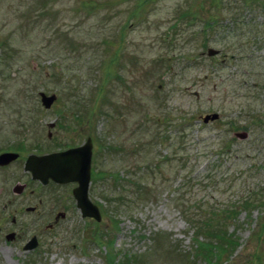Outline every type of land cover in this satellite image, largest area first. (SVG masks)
I'll list each match as a JSON object with an SVG mask.
<instances>
[{"label":"rangeland","instance_id":"obj_1","mask_svg":"<svg viewBox=\"0 0 264 264\" xmlns=\"http://www.w3.org/2000/svg\"><path fill=\"white\" fill-rule=\"evenodd\" d=\"M86 135L99 220L8 204L0 264H264V0H0V142Z\"/></svg>","mask_w":264,"mask_h":264},{"label":"flooded vegetation","instance_id":"obj_2","mask_svg":"<svg viewBox=\"0 0 264 264\" xmlns=\"http://www.w3.org/2000/svg\"><path fill=\"white\" fill-rule=\"evenodd\" d=\"M53 101L50 103L49 107L52 105ZM53 123V121H49L47 124L48 127H53ZM46 136L47 138L51 137V131L49 128L46 131ZM87 137H89L91 142L89 182L87 186L88 195V189L90 187L92 176H94L92 167L94 144L90 135H86L83 141H85ZM14 140L16 139H10L9 141L5 139L3 142H0V153L14 152L16 154L10 159L0 161V178H4L5 180L12 179V182L9 184L3 186L0 185V192L4 190L7 193L10 192L15 195L12 198H6L5 202L0 204V208L1 210H4L8 204L12 205L10 210V212H12L10 214L11 223L15 222L14 212L19 210H24L31 214L33 219L30 222L27 221V223L34 227L39 225L41 223L39 221L45 217V220L41 225H43L45 229L51 230L59 225V223L66 217V210L68 208H76L78 210L72 194V188L77 184V182L75 180L56 181L50 177H34L28 169L24 168L25 160L30 154L40 155L51 151L66 149L68 147H75L80 145L83 141L56 146L40 147L36 139H31L28 145L20 143L18 139L16 142ZM23 196L28 202L24 203L22 209H20L18 205L19 202L16 200V197L19 198ZM24 224L26 225V222H24ZM9 232L12 233L9 239L19 236V234L13 232L12 230ZM32 236L35 237L37 244V238L33 233L24 241V243Z\"/></svg>","mask_w":264,"mask_h":264},{"label":"water","instance_id":"obj_3","mask_svg":"<svg viewBox=\"0 0 264 264\" xmlns=\"http://www.w3.org/2000/svg\"><path fill=\"white\" fill-rule=\"evenodd\" d=\"M206 56L217 54L216 48L209 47L205 49ZM194 95L195 93L192 92ZM39 100L42 106L49 107L54 100L55 94L53 92L46 94L43 91L38 92ZM217 118V113L206 112L200 116L201 121H212ZM245 137V132L234 131L233 136ZM91 153V142L89 137L85 139L80 145L75 147H68L66 149L51 151L48 153L36 155L30 154L27 156L24 168L28 169L34 177L46 178L50 177L56 181L75 180L77 184L72 188V194L75 199V205L78 208L82 217L89 216L95 220H99L100 213L96 204L91 202L87 195V186L89 182V163ZM14 152L0 153V161H5L14 157ZM12 235L11 232L5 235L8 239ZM36 240L32 236L27 240L22 248L27 250L35 246Z\"/></svg>","mask_w":264,"mask_h":264},{"label":"trees","instance_id":"obj_4","mask_svg":"<svg viewBox=\"0 0 264 264\" xmlns=\"http://www.w3.org/2000/svg\"><path fill=\"white\" fill-rule=\"evenodd\" d=\"M138 254L135 255V253H131L127 255V258L124 257V255H122L119 259L117 260H113L114 257L110 260L109 259V263L108 264H132L133 259L137 256Z\"/></svg>","mask_w":264,"mask_h":264}]
</instances>
